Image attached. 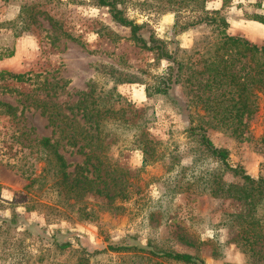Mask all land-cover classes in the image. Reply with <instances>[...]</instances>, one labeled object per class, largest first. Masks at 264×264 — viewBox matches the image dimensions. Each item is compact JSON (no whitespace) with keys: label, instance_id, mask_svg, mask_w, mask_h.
<instances>
[{"label":"rangeland","instance_id":"1","mask_svg":"<svg viewBox=\"0 0 264 264\" xmlns=\"http://www.w3.org/2000/svg\"><path fill=\"white\" fill-rule=\"evenodd\" d=\"M117 1L127 19L143 24L144 39L152 34L176 53L182 78L166 96H146L144 83L152 84L150 74L167 61L136 44L107 7L94 0H0V71L29 77L0 78V102L14 108L9 115L0 107V264H184L151 254L160 249L204 264H264V236L251 247L239 233L241 220L260 216L264 198L249 205L212 195V179L242 180L223 172L189 130L202 127L232 167L264 179V84L248 56L230 64L229 51L214 56L211 28L188 26L201 9L217 10L228 35L264 46V24L249 19L264 17V0ZM213 56L229 65L220 81L206 70ZM112 70L134 82H115L120 75ZM89 121L105 129L96 135ZM64 123L74 125L75 145L66 143ZM89 136L108 144L104 153L94 151ZM43 138L58 142L67 171L96 165L87 174L102 193L86 185L78 195L65 193ZM144 139L151 148L145 161ZM120 243L129 248L108 250Z\"/></svg>","mask_w":264,"mask_h":264},{"label":"trees","instance_id":"2","mask_svg":"<svg viewBox=\"0 0 264 264\" xmlns=\"http://www.w3.org/2000/svg\"><path fill=\"white\" fill-rule=\"evenodd\" d=\"M96 5L107 7L108 11L111 15V17L119 23L121 26H124L128 28L130 32V38L138 44L140 47L145 48L146 50H155L158 54L157 59H165L167 61V66L165 69L161 70L160 73L152 75L150 74V79L154 82L152 84L144 83L145 85V93L146 96H152L153 94H160L162 96H166L168 94V90H170L173 86H175L179 80L182 78V74L180 73L181 64L180 61L176 57V53H171L170 51L166 50V44L163 41H160L156 39L152 34H150L146 39L142 36V30L144 29L143 24L138 25L134 23L132 20L127 19L124 14L123 10L118 6L117 0H94ZM200 14L198 17L192 19L188 23V26L194 27L198 25H203L205 27L211 28L212 33L210 35L211 38L216 40L215 43V54L214 56H218L220 52L223 54L229 51V57L230 64L231 60L230 58H235L238 61L242 59L243 57L248 56V59L254 63V69L255 75L257 77V83L264 84V81H262V77L264 75V46L257 47L255 45L249 44L246 40L235 37L227 34L228 29V23L220 15V13L217 10L213 11H206L204 9H201ZM250 20L256 21L258 23L264 24V17L261 16H251L249 18ZM170 52V53H169ZM227 54V53H226ZM13 55V52H8L5 57H11ZM208 57V60L210 59L208 66L206 67V70H214L215 73L210 77L212 81L215 79L219 80L224 76V74L227 72V67L229 65H225L224 63L227 62L215 59V57ZM221 66V67H220ZM220 67V69H218ZM227 68V69H226ZM252 70V68H251ZM110 73L115 76L118 74L120 77L113 78L115 82L118 80H121L120 82H134L131 79H120L125 75H122L117 70H112ZM10 78L12 80H28L29 77L25 78L24 74H14L6 71H0V78ZM128 78V77H126ZM209 78H206L204 81L208 82ZM235 77L230 75V82L235 81ZM252 82L254 77H251ZM251 82V84H252ZM199 84V83H198ZM241 91L245 93V88L242 86ZM92 90L90 89L86 95L90 94ZM260 92L263 95V101H264V86L260 90ZM202 99V97H201ZM240 100V99H239ZM242 105L244 108L247 107L248 102L245 100V97L242 99ZM0 107L3 108V112L6 114L11 115L13 113L14 108L6 103L0 102ZM96 110V109H95ZM256 110V106L253 104L248 109V114L254 112ZM90 125L88 127L89 131L96 132V135L99 134V128L100 131H103L105 129L104 124L101 126L102 121H89ZM51 124L55 125V121H51ZM55 128L59 129L58 125L55 126ZM192 128V129H191ZM189 130L193 132V134H196L198 136V142L200 145V149L211 159L214 160L217 164L220 165L222 168V171H232L235 176H238L242 180L241 185H234L231 183H224L222 181V177H217L215 179L211 180V187L212 189V195L219 196V197H226L228 199H232L237 201L238 203L243 204H252L254 203V200H263L264 198V179L263 178H253L246 174V172L238 166L232 167L229 164V157L228 152L220 147H217L213 144V142L210 140V138L207 136L206 132L202 127L196 128L191 127ZM83 129V128H81ZM60 132L61 129H60ZM64 132L67 133L68 138H65L63 140L66 141L68 145L73 143L75 145L77 140V134L75 131L74 125L64 123ZM88 133V131H86ZM85 138V136L83 137ZM89 136L87 140H89L90 143L94 140L92 143L94 151H102V153L105 152V150L108 147V144L105 143L101 138H93ZM261 141L264 142V135L261 138ZM57 143L58 142H50L49 138H43L40 141L41 146L44 149L50 150V153L52 155V158H55V164L53 166L56 168L57 173L59 174V185L63 186V189L65 193L75 192V195H78V191L84 188V185L88 187V191L101 194L102 190L95 188L94 178H90L87 173H90L92 175V172L96 170V165L90 164L89 167H92V171L89 170L88 166L83 168L80 165H75V170L73 172H69L66 169L69 167V165L66 163L64 157L59 154L57 149ZM141 151L144 155V161L146 160L147 152L148 150H151V148H147L148 144H150L149 139L140 140ZM81 149V148H80ZM105 158V157H104ZM97 159V157H96ZM58 168V169H57ZM77 170H80L78 172ZM75 172V173H74ZM216 186V187H215ZM261 213L260 216H255L252 214L247 219H243L239 222L240 226V236L241 238H244V242L247 243V245H256L259 241L262 240V237L264 236V233L261 232V229L259 228V221L260 219L264 222V206H260ZM128 237V236H125ZM59 249H66L70 247V244L67 243H61L58 245ZM129 248L124 243L120 244H109L108 250L115 252V251H121L126 250ZM139 249H143V247H139ZM101 252V251H96ZM259 250L257 251V253ZM151 254H154V256L165 258V259H171L177 262H181L184 264H204L201 259L198 257L191 255L189 253H183V252H176V251H166V250H157L156 252H152Z\"/></svg>","mask_w":264,"mask_h":264},{"label":"crops","instance_id":"3","mask_svg":"<svg viewBox=\"0 0 264 264\" xmlns=\"http://www.w3.org/2000/svg\"><path fill=\"white\" fill-rule=\"evenodd\" d=\"M250 24H252L251 26H258V25H260L259 23L254 22V21H252Z\"/></svg>","mask_w":264,"mask_h":264}]
</instances>
